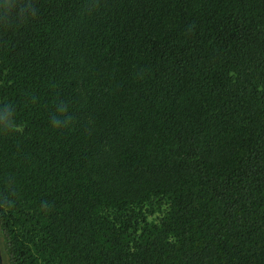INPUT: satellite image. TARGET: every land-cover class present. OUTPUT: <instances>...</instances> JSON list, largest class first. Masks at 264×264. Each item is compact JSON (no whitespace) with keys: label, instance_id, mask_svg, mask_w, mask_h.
Instances as JSON below:
<instances>
[{"label":"trees","instance_id":"obj_1","mask_svg":"<svg viewBox=\"0 0 264 264\" xmlns=\"http://www.w3.org/2000/svg\"><path fill=\"white\" fill-rule=\"evenodd\" d=\"M3 264H264V0H0Z\"/></svg>","mask_w":264,"mask_h":264},{"label":"water","instance_id":"obj_2","mask_svg":"<svg viewBox=\"0 0 264 264\" xmlns=\"http://www.w3.org/2000/svg\"><path fill=\"white\" fill-rule=\"evenodd\" d=\"M0 264H3L1 249H0Z\"/></svg>","mask_w":264,"mask_h":264}]
</instances>
